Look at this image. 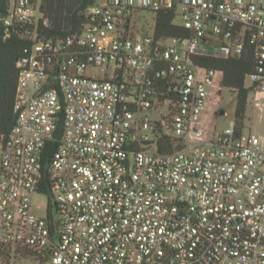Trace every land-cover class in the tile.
Returning <instances> with one entry per match:
<instances>
[{"label": "built area", "instance_id": "1", "mask_svg": "<svg viewBox=\"0 0 264 264\" xmlns=\"http://www.w3.org/2000/svg\"><path fill=\"white\" fill-rule=\"evenodd\" d=\"M9 3L6 36L49 25L41 0ZM169 11L187 36L135 30ZM86 16L64 40L34 32L16 61L0 248L56 264H264V137L210 125L223 72L199 62L249 47L246 87L264 94V0H98Z\"/></svg>", "mask_w": 264, "mask_h": 264}, {"label": "trees", "instance_id": "2", "mask_svg": "<svg viewBox=\"0 0 264 264\" xmlns=\"http://www.w3.org/2000/svg\"><path fill=\"white\" fill-rule=\"evenodd\" d=\"M97 1L41 0V10L49 20L48 26L39 25L37 28L33 24L11 26L9 27L10 33L8 36H6L4 28L0 27V146L5 141L16 120L14 111L18 78L16 61L24 54L26 49L31 47L34 42L32 39L33 33L37 32L38 38L64 40L84 27L87 23V9ZM9 8V0H0V25L2 24V19L7 16ZM173 20V11L159 13L155 18L156 35L187 36V30L181 25L175 24ZM199 62L208 67L221 70L223 72L222 88L227 87L236 91L235 122H237L238 130H241L251 90L246 87V77L254 70L256 64L253 50L248 47L242 55L231 58L205 56L199 59ZM221 111L223 110L221 109ZM60 137L61 129L56 134L57 139ZM57 146V141L49 144L48 154L51 155L57 149ZM48 190L49 181L46 178L41 185V191L48 192ZM0 250L4 249L0 248ZM26 253L31 254L29 252ZM42 260L46 262L45 259Z\"/></svg>", "mask_w": 264, "mask_h": 264}, {"label": "rangeland", "instance_id": "3", "mask_svg": "<svg viewBox=\"0 0 264 264\" xmlns=\"http://www.w3.org/2000/svg\"><path fill=\"white\" fill-rule=\"evenodd\" d=\"M139 16L135 19V30L140 33H148L155 23V19L152 15ZM175 21L177 23L182 22L181 15H177ZM92 75L97 77H103V71L101 69H93ZM256 100L259 104L256 105ZM237 101L236 91L224 87L222 92L212 100L213 107H219L213 122L211 120L210 125L214 126L217 131H224L228 128L233 121H235V106ZM221 109L223 110L222 112ZM212 119V115L210 114ZM237 123V122H236ZM243 126L246 132H252L264 137V94L258 95L256 98L253 95L248 96L245 116L243 119ZM47 202V198L42 195H36L34 197V204L41 205V208L37 210L38 215H45L46 208L43 206ZM56 264L54 261L45 262L42 259L34 257L26 252L11 251L8 249L0 250V264Z\"/></svg>", "mask_w": 264, "mask_h": 264}, {"label": "water", "instance_id": "4", "mask_svg": "<svg viewBox=\"0 0 264 264\" xmlns=\"http://www.w3.org/2000/svg\"><path fill=\"white\" fill-rule=\"evenodd\" d=\"M211 48V47H210ZM223 113V111H221Z\"/></svg>", "mask_w": 264, "mask_h": 264}]
</instances>
